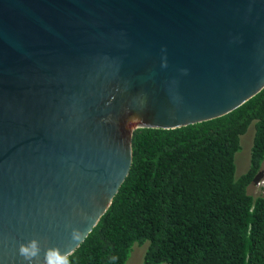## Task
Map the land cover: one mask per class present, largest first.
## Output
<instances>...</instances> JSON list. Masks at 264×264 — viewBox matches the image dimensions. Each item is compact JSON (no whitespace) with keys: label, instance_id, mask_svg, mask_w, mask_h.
<instances>
[{"label":"water","instance_id":"water-1","mask_svg":"<svg viewBox=\"0 0 264 264\" xmlns=\"http://www.w3.org/2000/svg\"><path fill=\"white\" fill-rule=\"evenodd\" d=\"M263 87L264 0H0V264L74 252L136 129L210 120Z\"/></svg>","mask_w":264,"mask_h":264},{"label":"trees","instance_id":"trees-1","mask_svg":"<svg viewBox=\"0 0 264 264\" xmlns=\"http://www.w3.org/2000/svg\"><path fill=\"white\" fill-rule=\"evenodd\" d=\"M254 121L249 164L240 136ZM264 87L229 113L173 129L138 128L129 173L84 241L57 264H264Z\"/></svg>","mask_w":264,"mask_h":264},{"label":"rangeland","instance_id":"rangeland-1","mask_svg":"<svg viewBox=\"0 0 264 264\" xmlns=\"http://www.w3.org/2000/svg\"><path fill=\"white\" fill-rule=\"evenodd\" d=\"M254 134V121L250 122L247 130L240 136V149L235 153V166H236V174H242L247 169L249 164V156H250V149L252 145V139ZM264 170V166H263ZM264 188V183H251L248 186V192L251 194H259L262 189ZM143 254H144V247H137L135 250L132 251L128 261L126 264H143ZM166 264V263H162Z\"/></svg>","mask_w":264,"mask_h":264},{"label":"clouds","instance_id":"clouds-1","mask_svg":"<svg viewBox=\"0 0 264 264\" xmlns=\"http://www.w3.org/2000/svg\"><path fill=\"white\" fill-rule=\"evenodd\" d=\"M263 166H264V159L262 161L261 168L259 170L262 173L261 174V177H260V179L257 182H253L252 181L253 184L260 183V182H263L264 183V170H263ZM74 238L78 239L79 238V235L74 233ZM20 254L25 258V260L31 262L39 254V245H38V242L37 241H31L27 245H21ZM65 264H68L67 260H65Z\"/></svg>","mask_w":264,"mask_h":264}]
</instances>
